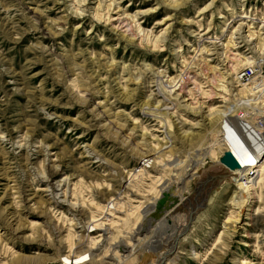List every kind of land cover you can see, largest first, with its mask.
I'll return each instance as SVG.
<instances>
[{"label": "rangeland", "instance_id": "374dc122", "mask_svg": "<svg viewBox=\"0 0 264 264\" xmlns=\"http://www.w3.org/2000/svg\"><path fill=\"white\" fill-rule=\"evenodd\" d=\"M263 89L264 0H0V264H264V179L202 201L223 137L261 132ZM169 188L182 212L150 225Z\"/></svg>", "mask_w": 264, "mask_h": 264}, {"label": "bare ground", "instance_id": "6f19581e", "mask_svg": "<svg viewBox=\"0 0 264 264\" xmlns=\"http://www.w3.org/2000/svg\"><path fill=\"white\" fill-rule=\"evenodd\" d=\"M109 19H111V18H109ZM112 20V19H111ZM114 22H116L115 21V19L114 20H112V21H109L108 22V24H114ZM116 27V26H115ZM115 29V28H114ZM123 36V35H122ZM246 64L247 65H251L252 63L251 62H249V61H246ZM263 85V84H262ZM259 88V85H257V86H254L253 88H251V90H255V91H253V92H256L257 91V89ZM250 89V88H249ZM250 90V91H251ZM264 90V89H263ZM178 94V93H177ZM262 95V94H261ZM240 100V99H239ZM246 102H240L239 101V103H237V105L236 106H234L233 108H229V109H226V112H224V113H221V112H211V114H207V116H212V115H214L215 117H219L220 119L221 118H224V122L226 123L227 121H228V117L232 114V113H235V112H237L238 110H239V107L240 106H248V104H249V102H252V100H250V101H247V100H245ZM155 109L157 110V111H159L158 110V106H156L155 107ZM161 110V109H160ZM166 110H168V109H166V108H164V109H162L161 111H165L166 112ZM199 112V111H198ZM157 113V112H156ZM163 113V112H162ZM161 113V114H162ZM167 113V112H166ZM165 113V114H166ZM196 113V112H195ZM169 115V114H168ZM198 115V114H197ZM166 116V115H165ZM231 117H233V116H231ZM230 117V118H231ZM226 118V119H225ZM223 120V119H222ZM221 121V120H220ZM232 124V123H231ZM245 127V126H244ZM244 127H241V128H244ZM245 129V128H244ZM217 130V129H216ZM247 131V130H246ZM230 132H231V129H230ZM248 132V131H247ZM263 133L262 132H260V133H258V136H252V134L251 135H248L247 134V139L248 140H246V142H245V144H246V147H243L241 144L240 145H238L236 142H233V141H231L230 139H228V138H225V137H223V139L224 140H222V141H220V146H222L223 148H224V153L225 152H230L232 155H233V157L235 158V160L238 162V164H239V169H236L235 171H233V172H231L230 173V177L229 178H227V180L229 181V182H231V183H233V184H237V186H238V189L240 190L239 192H242V193H246L247 194V191L248 190H250L251 191V189L253 188V187H257V185L259 186V185H261V183H260V181L261 180H263L264 179V166L262 165V163H264V160H263V158H264V154H263V156L261 157V155H260V151L262 150L261 148H258L256 145L257 144H261V143H264V136L262 135ZM257 135V134H256ZM231 136H232V134H231ZM233 140V139H232ZM252 143V144H251ZM224 153H222V155L224 154ZM221 155V156H222ZM205 156V155H204ZM221 158V157H220ZM219 158V159H220ZM204 160H209V157H206V159L205 158H203ZM263 161H262V160ZM150 161H152V160H150ZM149 160H144L143 161V169L144 168H148L147 167V165L146 164H149V162H150ZM154 162V164H157V163H160V161H157V158H155L154 157V160H153ZM193 161V163H195V162H197V160H192ZM254 163H256L255 164V166L253 165ZM190 166H192V165H190ZM177 167H178V165H177ZM248 167H254V169H252V176H248V171H251L250 169L251 168H248ZM176 171V170H175ZM189 172H190V170H189ZM188 172V173H189ZM132 177H137V175H135V176H130V177H127V179L126 180H130L131 181V179H132ZM245 177H246V179H245ZM245 181V182H244ZM239 184V185H238ZM178 185V184H177ZM181 187V186H180ZM176 188V187H175ZM175 190V189H174ZM177 190V189H176ZM245 195V194H244ZM159 198V197H158ZM110 200V199H109ZM109 203H108V205H109V207H106V209L107 208H110V210H112L113 212L115 211V213H117V211L115 210L116 208H115V201L114 200H112V201H108ZM150 202V201H149ZM145 204H146V206H147V202H145ZM151 204V203H150ZM117 206V205H116ZM106 209H103L102 210V212H100V214H99V218L97 219V220H91L90 222H89V229H92V230H98V231H101L102 230V233L103 234H99V235H97V236H95V238H101L102 236H104L105 234H107L108 233V231L110 230L111 231V228H112V223L110 224V223H104V222H101L102 221V218H103V216H109V217H111V215L113 214V212H108V210L106 211ZM142 210V209H141ZM143 211V210H142ZM121 212V211H120ZM119 212V213H120ZM148 212V211H147ZM146 214V213H145ZM168 216L169 215H167V218H168ZM113 219H117V217H114ZM107 222H109L108 220H106ZM101 222V223H100ZM163 223V222H162ZM165 223V222H164ZM87 226V227H88ZM185 226V225H184ZM111 227V228H110ZM102 228V229H101ZM174 228V227H173ZM174 232H175V230L173 229V232H172V236H173V234H174ZM158 233V232H157ZM177 233H179V232H177ZM176 233V234H177ZM174 237V236H173ZM94 238V239H95ZM157 238V237H156ZM160 238V237H159ZM101 241V239H98L96 242H94L93 244H92V246L93 245H96V244H98V242H100ZM173 241V240H172ZM156 242H159L157 239H156V241H149V244L147 245V246H149V249L151 250V252H152V250L154 249V244L156 243ZM69 244V243H68ZM152 244V246H150ZM158 244V243H157ZM167 244H168V242H167ZM111 245H112V248L113 249H117V250H119V251H123V252H117L116 253V256L114 257V258H116L117 260H123L125 257H123L122 255L125 253V252H127V250H128V248H124L123 246H121V245H119V244H117L118 246H116L115 245V243L114 242H112L111 243ZM131 246H133V245H131ZM158 246H160L159 244H158ZM69 247H72V244L70 243L69 244ZM94 247V246H93ZM128 247H130V246H128ZM168 247V246H167ZM173 247V246H172ZM158 248V247H157ZM92 250H94V249H89L88 251L89 252H85V253H82V254H79L78 256H75V257H72L73 255H68V256H66V257H64V259L62 260L63 261V263L62 264H86L87 262H88V260H90V259H85L87 256H86V254L87 253H91V251ZM153 251H155V250H153ZM93 252V251H92ZM120 253V255L121 256H119L118 254ZM89 254H87V255H89ZM93 257V256H92Z\"/></svg>", "mask_w": 264, "mask_h": 264}, {"label": "water", "instance_id": "95a60500", "mask_svg": "<svg viewBox=\"0 0 264 264\" xmlns=\"http://www.w3.org/2000/svg\"><path fill=\"white\" fill-rule=\"evenodd\" d=\"M218 163L220 165L219 167H215L207 173V177L209 181L207 188L202 190L204 196L202 201L205 200L208 191L211 190L212 186L215 185L216 181L219 182L225 177L229 178L231 172L235 171L236 169H239L238 162L235 160V158L230 152H225L218 160ZM183 205L184 204L179 200V197L175 195L174 190H171V188L166 189L160 193L158 200H156V202L154 203V206L151 208V211L145 217V220L147 219L150 225L156 224L157 222H161L162 220H165V217L173 211L178 210L181 213L183 209ZM202 206L203 203L200 205V207ZM194 216L188 222L189 224L188 226H190L191 223L193 222L195 218ZM170 223L171 222L169 220L167 219L165 220L166 225H171ZM177 231H179V228H177ZM175 238H177V236H175ZM162 259H165V256H162L159 262H161Z\"/></svg>", "mask_w": 264, "mask_h": 264}, {"label": "built area", "instance_id": "2783aa9c", "mask_svg": "<svg viewBox=\"0 0 264 264\" xmlns=\"http://www.w3.org/2000/svg\"><path fill=\"white\" fill-rule=\"evenodd\" d=\"M257 67L255 68L253 65L245 68L244 70H242L236 77V81L240 84H244V85H248L251 84L252 82H254L255 76L257 74ZM252 112V108L247 110H243V111H239L237 112V114L239 116H245L247 114H251ZM254 126L258 127L259 130L263 133L262 135L264 136V123H261V121H258L257 123H254ZM236 136H233L231 138H235ZM258 148H261L262 150L260 151V155L261 157L264 154V143L261 144H257L256 145ZM256 163H254L253 165L255 166ZM147 166H149V164H146ZM143 162L141 163V165L137 168V171H140L138 173H141L143 171ZM141 167V168H140ZM251 168V171H248V176H252V169H254L253 167H248Z\"/></svg>", "mask_w": 264, "mask_h": 264}]
</instances>
